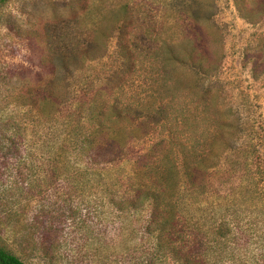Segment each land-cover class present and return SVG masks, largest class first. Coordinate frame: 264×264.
Listing matches in <instances>:
<instances>
[{
	"label": "trees",
	"instance_id": "1",
	"mask_svg": "<svg viewBox=\"0 0 264 264\" xmlns=\"http://www.w3.org/2000/svg\"><path fill=\"white\" fill-rule=\"evenodd\" d=\"M196 5L88 0L79 20L88 45L78 70L106 63L102 49L121 28L117 67L62 96L31 91L34 132L53 187L84 202L97 189L109 195L117 220L132 223L144 253L137 264H264V155L241 146L240 183L227 193L209 185L216 159L234 151L233 130L217 97L199 90L194 69L185 68L208 69ZM134 22L131 35L126 26ZM64 222L51 223L53 240L39 248L57 249ZM0 264L28 263L0 237Z\"/></svg>",
	"mask_w": 264,
	"mask_h": 264
},
{
	"label": "rangeland",
	"instance_id": "2",
	"mask_svg": "<svg viewBox=\"0 0 264 264\" xmlns=\"http://www.w3.org/2000/svg\"><path fill=\"white\" fill-rule=\"evenodd\" d=\"M87 1L0 0V237L28 264H137L144 254L140 235L133 234L132 223L116 219L109 195L95 189L84 202L67 187L51 185L47 154L34 132L31 91L51 88L62 96L109 77L110 66L117 67L121 28L102 49L106 63L78 70L88 45L79 23ZM190 1L197 3L208 69L185 68L194 69L199 90L217 97L230 114L234 151L216 159L208 177L213 189L227 193L243 175L245 160L235 152L254 146L264 155V0H178V5ZM135 27L129 23L126 30L132 35ZM59 217L65 218L64 239L46 253L39 245L53 240L50 225Z\"/></svg>",
	"mask_w": 264,
	"mask_h": 264
}]
</instances>
